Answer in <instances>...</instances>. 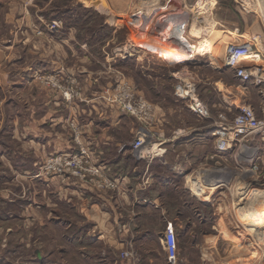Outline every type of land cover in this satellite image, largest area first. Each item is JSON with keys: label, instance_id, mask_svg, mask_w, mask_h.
Returning a JSON list of instances; mask_svg holds the SVG:
<instances>
[{"label": "rangeland", "instance_id": "374dc122", "mask_svg": "<svg viewBox=\"0 0 264 264\" xmlns=\"http://www.w3.org/2000/svg\"><path fill=\"white\" fill-rule=\"evenodd\" d=\"M195 1L174 0L173 7L180 12L175 16L179 18L164 23L170 16H163L164 21L156 19L161 12L159 10L147 18L137 12L103 16L93 8L96 4L100 8L98 0H0V155L5 158L0 160V176L4 177L0 180V264H86V256L89 253L94 255L95 250L101 248L98 240L87 241L88 236H93L91 226L77 219L76 215L73 217L74 209L68 204H61L65 220H74L78 224L66 227L62 238V232L56 228V199L60 189L67 191L71 187H78L80 196L85 199L113 191L100 187L107 176V168L92 155L90 147L82 139V126L89 118L88 109L105 106L115 113L113 121L121 118L122 128H114L108 133L123 142L140 135L136 131L138 125H152L126 115L118 108L113 96L120 83H129L134 90L142 91L149 101L162 106L173 128L200 123L174 96V82L184 78L181 76L184 71L197 72L204 78L215 75V72L210 67H181L183 62L172 51V43L166 38L183 17L188 22L184 38L192 44L189 38L192 22L203 19L201 16L206 12L209 14L208 21L212 17L227 28L235 25L244 29L247 39H252L248 29L252 32L256 29L261 36L264 33V0H204L200 4L203 8L199 6L205 9L201 12L195 10L198 2ZM70 8L74 11L69 12ZM155 20L157 23H154ZM211 41L213 52L217 50L213 57L220 63H225L227 45L239 44L218 32L212 36L209 33L208 42ZM257 42L258 45L251 44L253 51L263 59L259 40ZM139 57L147 65L150 77L144 74L142 78L143 75H140L137 66ZM253 68L258 70L256 66ZM226 69H222L224 73L220 78L230 84L233 80ZM254 73L260 75V71ZM259 77L257 79L260 80ZM47 109L50 110V118L51 115L57 116L65 124V128L59 125V129L49 126V134L67 131L73 147L65 143L54 147L50 136L46 159L33 162L35 165L26 164L24 155L19 154L24 150V134L19 136L21 140L15 138L11 127L16 124L17 130H20L25 121L40 115L32 114ZM64 147L62 151L56 150ZM9 151L11 156L12 152L17 153L16 161L12 157L10 159ZM81 151L84 152L83 159H76L74 169L67 166L60 168L62 172L42 171L46 161L78 155ZM261 156L262 159L252 162L258 167L256 173L250 169L249 173H245L243 168L247 167V163L244 167L235 166L237 169L228 163L211 171H205L207 167L199 164L191 173V181H201L190 185L195 197L194 205H197L196 199L203 198L200 188L203 195L205 192L209 197L207 208L198 209V215L208 219L207 264H264V151ZM94 166L102 167L103 177L86 173ZM25 167L36 172L25 174ZM10 170H16L18 175L9 188ZM33 203H44V210L39 212L43 210L45 217L47 214L49 217L47 234L42 240H37L36 236L34 239L29 237L31 213L37 211ZM36 229L35 234L40 236L41 227L36 226ZM181 250L197 251L194 242L190 245L188 239L181 244ZM36 251H42L41 259ZM77 255L79 258H76Z\"/></svg>", "mask_w": 264, "mask_h": 264}, {"label": "crops", "instance_id": "0c3cea01", "mask_svg": "<svg viewBox=\"0 0 264 264\" xmlns=\"http://www.w3.org/2000/svg\"><path fill=\"white\" fill-rule=\"evenodd\" d=\"M169 1L98 0L100 8L96 7L97 4L93 8L98 14H103L106 17L137 12L147 18L150 14L157 12L162 5L169 4ZM196 1L195 6L197 9L195 10H205L202 9L203 5H200L204 0ZM199 6L202 8L200 9ZM208 15L207 12L202 14L203 19L198 21L202 29L207 27L206 19H208ZM214 17L216 18V16ZM211 18H209V21L215 24L213 30H209L211 36L213 33L218 32L223 36L234 39L239 44L248 41L250 44L258 45L257 40H259L263 59L255 52L256 58L248 57L245 61L254 63L253 66L258 67L260 75L254 73L251 81L244 83L235 77L230 69H226L233 80L232 83L226 84L220 78L224 73L222 69L224 70L226 66L225 63H220L213 57L217 50L213 52V42H208L210 32L205 34L204 31H201L199 37H196L192 33L193 26H191L189 38L192 41L191 43L196 46L195 49L192 48L194 58L181 63L180 66H187V68L189 66L210 67L215 75L204 78L197 72L184 71L181 73L184 78L175 79L174 84L178 80L191 82L196 88L197 97L209 110L210 119H199L187 108L186 103L181 101L187 112L200 123L195 126L191 124L184 125L186 128L175 129L168 123L165 109L159 104L149 101L142 91L135 88L138 95L144 96L143 98L154 107L155 120L151 126L138 125L136 131L144 135L146 139L144 146L134 152L131 149L134 138L131 141L123 142L116 140L108 133L114 128H122L121 118L113 121L114 112L105 106L99 107V105L86 111L89 118L82 126L84 128L82 131L83 142L90 147L92 155L94 154L93 156L106 166L107 176L118 180L116 190L104 192L99 196L94 195L95 197L92 199L82 198L78 187H71V190L67 191L62 189L58 191V198L56 197L58 209V211L56 210L58 213L56 228L62 232V238L65 236L66 227L77 226L78 224L74 220H65V212L61 211V204L63 206L68 204L74 209L73 217L76 215L77 219H82L91 226L90 230L93 236H88L87 241L98 240L101 247L95 250L94 255L89 253L86 256V264H169L164 247V230L167 223H172L175 231L178 250V259L175 264H207L209 251L208 221L198 215V209L203 206L207 208L209 197L205 192V195H203V190L200 188L199 193L202 194L203 198L201 200L196 199L195 203L197 205H194L195 197L192 196L194 194L193 190L190 189V185H196L198 181H201L198 179L191 181V173L199 164H204L207 167L205 171H211L216 168H223L228 163L232 164L234 169H237L235 166L239 167V165L244 167L247 163V167L243 170H245V173H249L250 165L248 164L252 165V159L254 157L263 158L261 156L264 151L263 136L244 138L238 143V148L232 146L231 149L218 152L213 132L217 127H220L214 125L219 114H223L230 121L240 109L249 107L256 116L264 118V33L260 36L256 29L254 32L248 29V34L252 36V39L251 37L247 39L244 36L246 35L244 29L241 30L235 25L233 28H227L222 26L218 19L212 20ZM254 35H256L255 40H253ZM198 38L200 42H205L209 46V49L201 54L198 53L199 47L195 44ZM178 46L177 53L179 49L182 50ZM202 55L205 57L202 58ZM137 59L139 60L137 66L140 75H143H141L142 78L145 77L144 74L150 77L151 74L147 65L142 61L143 58L139 57ZM202 60L204 61L202 62ZM258 77L260 80L257 79ZM37 114L40 115L35 119H30L31 121H25L20 130H17L16 124L12 125L13 128L11 127L16 134L15 138L21 140L19 136L22 137V134H24L25 142L22 141L24 150L19 154L24 155L26 164L43 161L44 157L46 159L49 154L50 136L53 139L51 142L54 147L63 146L64 143L71 148L73 147L71 138L67 137V131L65 133L55 132V134H49L48 128L51 125L53 129H57L59 125L65 128L62 119L53 115L50 118V110L48 109L41 110L39 113L36 111L32 116ZM54 141H58V143ZM65 148H57L56 150L62 151ZM8 156L10 159L12 157L14 161L17 159L16 152H12L11 156L9 151ZM3 159L5 160L4 156L0 155V160ZM9 169H11L10 165ZM34 171L30 170L29 167H25L23 173L32 175L36 172ZM17 175V171L12 170L10 173L12 178L9 177L8 179L7 186L9 188L12 186L11 181ZM1 178L4 179L3 176H0V180ZM46 200L48 201V197ZM40 204H32L37 211L31 213L32 227H30L29 234L32 239L36 236L37 240H42V237L46 236L49 225L48 214L45 217L43 213L42 205L44 203ZM40 209L43 210L39 212ZM36 226L41 227L40 236L37 233L35 234V230L38 229H36ZM42 228L44 229L42 230ZM39 237L40 239H38ZM186 239L190 241V245L194 242L197 251L181 250V244ZM184 245H187V243L184 242ZM36 253L37 257L41 259L40 253L42 254V251L40 253L36 251ZM122 253H127L128 256L121 257ZM76 258H79V256Z\"/></svg>", "mask_w": 264, "mask_h": 264}, {"label": "built area", "instance_id": "2783aa9c", "mask_svg": "<svg viewBox=\"0 0 264 264\" xmlns=\"http://www.w3.org/2000/svg\"><path fill=\"white\" fill-rule=\"evenodd\" d=\"M174 0H170L169 4L163 5L158 10L161 11L157 14L159 20H163V16H170L164 23L174 22L175 19L179 18L175 15H180V12L174 8ZM185 16V14H183ZM175 16V18H174ZM134 17V16H133ZM182 17V15H181ZM137 18V17H136ZM157 20L154 21V23ZM153 24V23H152ZM188 22L185 18H180V20L175 25L169 38H166L167 42L170 41L172 45L179 43L178 47L184 48L182 53L178 54L180 61L187 62L194 58L193 49L190 48V44L184 38L186 33ZM254 40V39H253ZM253 45L247 44H228L225 50V66L230 69L234 76L240 79L242 82L247 83L253 78L255 68L253 65L247 64L245 61L246 57L255 54L253 51ZM251 68V69H250ZM258 71V70H257ZM174 96L180 101L186 103L187 108L194 113L199 119L207 120L210 119V112L204 103L197 97L195 86L184 80H178L173 86ZM114 102H116L118 108L124 112V114L134 117L143 122L153 123L155 120V109L154 107L145 100L142 96L133 89L129 83H120L114 90ZM214 125L220 126L215 129L213 136L216 141V149L218 152H224L231 149L232 146L238 148V143L244 138L253 136H263L264 137V120L259 119L254 111L249 107L240 109L230 121L226 119L223 114L217 116V122ZM144 135L140 134L133 142L131 149L135 152L140 150L145 144ZM84 152H80L78 155L74 156H62L51 161H46L42 171L45 173L59 171L62 172L60 168H66L71 166L74 169L75 161L77 158L83 159ZM260 160V157H254L251 162ZM60 165V167H58ZM88 165V164H87ZM91 167V165H90ZM250 171L256 173L258 167L255 164L250 165ZM86 172V171H85ZM89 175L98 176L102 175L103 169L101 166L88 168ZM77 175V174H76ZM100 187H104L109 190H116L118 188V180L110 179L109 177H104L103 183ZM164 247L166 252V258L169 264H175L178 259V250L176 244L175 231L172 223H167L164 230ZM126 257L127 254L121 255Z\"/></svg>", "mask_w": 264, "mask_h": 264}, {"label": "bare ground", "instance_id": "6f19581e", "mask_svg": "<svg viewBox=\"0 0 264 264\" xmlns=\"http://www.w3.org/2000/svg\"><path fill=\"white\" fill-rule=\"evenodd\" d=\"M122 17V16H121ZM175 17V16H174ZM179 21V20H178ZM206 25H207V27L206 28H201L200 27V24L198 23V22H194L193 21V31H192V33H193V35L194 36H196V37H199V34H200V32L201 31H204V33L205 34H208L210 31L209 30H213V28L215 27L214 25L215 24H213L212 22H210V21H208V20H206ZM220 27V26H219ZM148 31H149V29H148ZM146 32H147V30H146ZM145 32V33H146ZM149 34V33H148ZM148 36V35H147ZM170 36V35H169ZM141 44V43H140ZM195 44L197 45V47H199V50H198V53L199 54H201V53H203L205 50H207V49H209V46H208V44H206L205 42H200V40H199V38L197 39V41L195 42ZM178 46V45H177ZM177 46H176V44H174L173 46H172V44L170 45V47H172L171 49H172V51H176L177 50ZM190 48H194L195 49V47L196 46H194L193 44H191L190 46H189ZM169 49V48H168ZM184 48H182V50H183ZM178 52L179 53H182V51L179 49L178 50ZM164 53V52H163ZM253 55V54H252ZM252 55H250V56H252ZM250 56H248V57H250ZM248 57H246V58H248ZM253 58H256V55L255 56H252ZM251 57V58H252ZM256 72H257V70H255Z\"/></svg>", "mask_w": 264, "mask_h": 264}, {"label": "trees", "instance_id": "16d2710c", "mask_svg": "<svg viewBox=\"0 0 264 264\" xmlns=\"http://www.w3.org/2000/svg\"><path fill=\"white\" fill-rule=\"evenodd\" d=\"M79 8H80V7H79ZM70 11H74V8H70V9H69V12H70ZM205 219H207V218H205ZM207 220H208V219H207Z\"/></svg>", "mask_w": 264, "mask_h": 264}]
</instances>
